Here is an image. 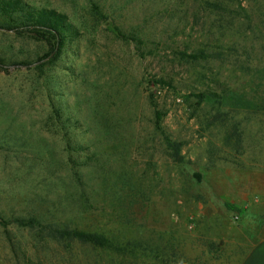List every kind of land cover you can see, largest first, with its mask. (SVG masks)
Segmentation results:
<instances>
[{
	"label": "rangeland",
	"instance_id": "1",
	"mask_svg": "<svg viewBox=\"0 0 264 264\" xmlns=\"http://www.w3.org/2000/svg\"><path fill=\"white\" fill-rule=\"evenodd\" d=\"M238 1L0 0V264L223 260L264 212V0Z\"/></svg>",
	"mask_w": 264,
	"mask_h": 264
},
{
	"label": "crops",
	"instance_id": "2",
	"mask_svg": "<svg viewBox=\"0 0 264 264\" xmlns=\"http://www.w3.org/2000/svg\"><path fill=\"white\" fill-rule=\"evenodd\" d=\"M223 241L224 258L215 264H264V212L260 207L249 205Z\"/></svg>",
	"mask_w": 264,
	"mask_h": 264
},
{
	"label": "trees",
	"instance_id": "3",
	"mask_svg": "<svg viewBox=\"0 0 264 264\" xmlns=\"http://www.w3.org/2000/svg\"><path fill=\"white\" fill-rule=\"evenodd\" d=\"M234 0H212V3L208 0H205V5H211L212 8H215L219 11H224L229 5H231V2ZM236 1V0H235ZM237 5L240 10L244 11L246 14L247 11L241 6L240 1L237 0ZM228 9V8H227ZM246 19H248V15H245ZM48 22L49 19H46ZM43 26V25H42ZM203 56L202 51L192 54L189 57H192L194 59H197ZM214 95V94H213ZM175 156L178 157V150L175 148ZM23 224L24 222H20ZM25 226H28L29 228H38L39 232L42 233V235H46L47 237L52 238L56 241H66V242H78L84 245H90L97 249H105V248H112L113 243L112 240L109 239L108 235L106 233L101 232H88L84 230H79L76 228H70V227H58L53 224H44L42 222H38L33 219H28ZM30 225V226H29ZM130 244L127 243V246ZM118 248H115V251Z\"/></svg>",
	"mask_w": 264,
	"mask_h": 264
}]
</instances>
